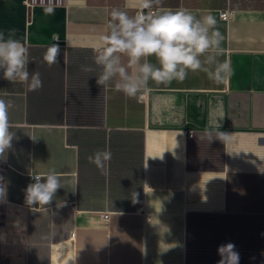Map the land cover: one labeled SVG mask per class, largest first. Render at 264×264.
<instances>
[{
	"label": "crops",
	"instance_id": "0c3cea01",
	"mask_svg": "<svg viewBox=\"0 0 264 264\" xmlns=\"http://www.w3.org/2000/svg\"><path fill=\"white\" fill-rule=\"evenodd\" d=\"M138 4L0 0V31L15 29L33 60L29 72L43 82L29 91L0 71L15 133L0 264H218L228 242L239 264H264V0H164L168 10L216 17L217 59L232 74L216 83L189 71L129 98L114 82L97 85V73L81 65L102 47L111 10L132 14ZM53 36L61 55L49 66L43 55ZM220 131L232 134L226 144L208 135ZM97 150L112 153L104 172L88 159ZM53 168L63 188L49 205H28L31 174Z\"/></svg>",
	"mask_w": 264,
	"mask_h": 264
},
{
	"label": "clouds",
	"instance_id": "9594fccd",
	"mask_svg": "<svg viewBox=\"0 0 264 264\" xmlns=\"http://www.w3.org/2000/svg\"><path fill=\"white\" fill-rule=\"evenodd\" d=\"M163 4L164 0H139L138 9L132 14L114 7L107 32L101 36L102 47L94 55L92 64L81 65V71L97 73L94 75L96 83L103 89L114 82L115 89L129 98L150 91V81L157 84H169L174 80L182 82L189 71H204L216 83L229 77L233 71L230 62L217 59L222 54L223 36L216 27V17L211 14L198 17L188 9L168 10ZM46 11L51 14L54 9L48 7ZM53 40L56 42L48 46L43 55V61L49 66L58 63L61 55L59 38L53 36ZM30 62L33 60L29 49L16 38L15 29L7 33L0 31L3 78L25 83L29 91L41 89L40 73L29 72ZM13 106V100L0 98V161L3 162H6L7 151L11 149L15 136L9 119V110ZM208 135L210 139L215 136L225 144L232 136L221 131ZM88 159L104 172L112 153L97 150ZM31 179L33 182L25 189V201L30 206L49 205L58 189L63 188L54 168L43 174L32 173ZM136 195L134 193L133 197ZM6 196L7 185L0 176V200ZM218 254L221 256L218 264H239V252L231 242L220 245Z\"/></svg>",
	"mask_w": 264,
	"mask_h": 264
},
{
	"label": "built area",
	"instance_id": "2783aa9c",
	"mask_svg": "<svg viewBox=\"0 0 264 264\" xmlns=\"http://www.w3.org/2000/svg\"><path fill=\"white\" fill-rule=\"evenodd\" d=\"M62 0H27L28 5L32 6L34 4H52V3H57L60 2ZM155 10V9H154ZM231 12L230 11H226V12H222L221 17H223L224 19H229L231 17ZM192 131H189V135H192ZM6 163L3 161H0V176L4 177V182H6V177H5V173L4 170L6 168ZM7 199V198H6ZM6 199L4 200H0V206L4 205L6 202ZM103 218L105 220L109 219V213H104Z\"/></svg>",
	"mask_w": 264,
	"mask_h": 264
}]
</instances>
